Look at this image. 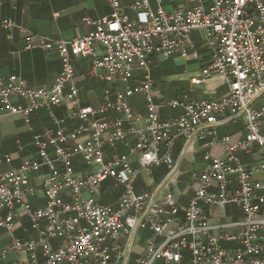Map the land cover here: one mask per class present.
Here are the masks:
<instances>
[{"label": "built area", "instance_id": "built-area-1", "mask_svg": "<svg viewBox=\"0 0 264 264\" xmlns=\"http://www.w3.org/2000/svg\"><path fill=\"white\" fill-rule=\"evenodd\" d=\"M108 2L107 16L84 18L92 29L70 39L35 35L9 19L0 22L9 40L15 31L25 36L24 50L40 48L60 61L59 74L45 88H28L14 74L0 80V116L23 121L37 155L0 173V230L11 234L0 264L9 254L13 264H264V0H211L207 9L172 12L163 0ZM192 31L202 34L208 52V63L192 84L220 76L227 93L158 105L155 98L162 96L154 88L149 57L187 58L194 48ZM87 56L93 57L89 74L107 84L102 104L78 108L71 115L78 125L64 132L63 120L51 108L77 101L72 59ZM137 94L145 104L141 129L134 127L130 105ZM12 97L24 104H13ZM161 107L180 114L161 119ZM41 109L55 131L47 127L34 133L31 115ZM235 121H241L244 137L235 142L228 135L218 137L217 127ZM205 139L200 166L188 176L192 195L183 205L185 192L175 190V147L183 141L177 157L185 158L194 141ZM214 145L221 147L219 155L211 153ZM120 147L127 151L119 152ZM240 153H256L259 160L246 165ZM1 161L9 164L11 157ZM158 166L166 168L158 192H137L140 171ZM42 167L47 172L39 175ZM31 174H38L43 190L41 207L33 206L37 193ZM107 180L120 188L114 205L99 203ZM228 206L240 216L231 217ZM21 213L33 239L12 236Z\"/></svg>", "mask_w": 264, "mask_h": 264}, {"label": "crops", "instance_id": "crops-1", "mask_svg": "<svg viewBox=\"0 0 264 264\" xmlns=\"http://www.w3.org/2000/svg\"><path fill=\"white\" fill-rule=\"evenodd\" d=\"M130 0H120L122 5H127ZM211 0H163V7L166 11L172 12L178 7L193 8L202 6L207 9ZM111 11L108 0H0V22L2 20H12L18 26L27 31L39 35L47 36L50 39H70L80 37L88 33L92 28L83 22L84 18L98 19L107 16ZM54 14H57L54 16ZM7 30L0 23V80L5 81L10 75H17L28 88L48 87L60 72V61L53 52H45L40 48L24 50L25 36L17 31L13 32L11 40L7 38ZM194 48L187 58L175 55L167 60L161 56H150L149 65L154 88L161 91L162 97L155 98V103L160 105L166 100H193V99H216L223 97L227 93V84L220 76H213L199 85H193L192 80L200 78L201 71L208 63V52L204 46L202 34L192 31L190 34ZM102 48L98 46L95 50L96 56L102 54ZM93 57L73 58L74 80L78 89L76 102H63L59 106L51 108L53 115L63 120L60 127L64 132L72 131L78 121L71 118V115L81 107L98 108L102 104L103 89L106 82L89 74V68ZM261 99H264V95ZM13 104H24L23 100L12 97ZM260 102V101H259ZM130 105L136 115L134 127L141 129L144 127L145 104L142 94L134 95L130 99ZM180 110L175 108L161 107L159 115L161 119H168L178 116ZM110 116H116L114 112H109ZM127 124H125V127ZM31 127L34 133L41 132L44 128L56 130V126L51 123L47 112L43 109L35 111L31 115ZM217 135L230 136V141L235 142L245 136V131L241 121L227 122L217 127ZM80 139H83L80 138ZM209 139L194 141L189 154L185 158H178L177 154L183 141L179 140L175 147L174 158L178 162L177 179L175 190L185 192L182 204L185 205L192 192L187 189L188 176L193 169H197L201 163L202 144ZM213 155H219L221 147L214 145L211 149ZM124 147L119 148V152L125 153ZM11 157L9 164L1 161L2 157ZM37 159L36 150L32 144V134L17 116L3 114L0 116V173L18 167L25 159ZM242 162L250 165L258 161V155L245 156L240 153ZM137 167L135 161L132 162ZM77 170H81L79 162L75 161ZM151 168L140 171L135 182L137 192L157 191V186L166 175L160 178L158 174L161 170ZM83 171V170H82ZM47 172L46 167L40 169L39 175ZM38 174H31V185L37 193L33 206L44 205L43 190L39 186ZM101 198L99 203L103 205H114L120 194V188L113 186L110 180L101 185ZM163 190L159 192L162 195ZM231 217L238 218L240 211L232 206L226 208ZM12 236L20 240L33 239L35 234L30 229V225L23 213L19 214ZM11 240V234L0 230V251L5 248ZM55 244V243H54ZM24 255V254H23ZM39 261H42L40 256ZM13 255L7 256L6 264H13Z\"/></svg>", "mask_w": 264, "mask_h": 264}, {"label": "rangeland", "instance_id": "rangeland-1", "mask_svg": "<svg viewBox=\"0 0 264 264\" xmlns=\"http://www.w3.org/2000/svg\"><path fill=\"white\" fill-rule=\"evenodd\" d=\"M261 101H264V99H261ZM156 168H158L157 170H161V172L158 174V176L161 178L162 177V175H164V166H158V167H156ZM155 168V169H156Z\"/></svg>", "mask_w": 264, "mask_h": 264}]
</instances>
